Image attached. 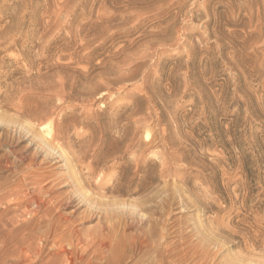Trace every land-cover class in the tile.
Returning a JSON list of instances; mask_svg holds the SVG:
<instances>
[{
	"label": "rangeland",
	"instance_id": "1",
	"mask_svg": "<svg viewBox=\"0 0 264 264\" xmlns=\"http://www.w3.org/2000/svg\"><path fill=\"white\" fill-rule=\"evenodd\" d=\"M17 182L74 197L53 241L70 226L79 255L118 225L123 264H264V0H0V192ZM18 205L1 224L32 219Z\"/></svg>",
	"mask_w": 264,
	"mask_h": 264
},
{
	"label": "bare ground",
	"instance_id": "2",
	"mask_svg": "<svg viewBox=\"0 0 264 264\" xmlns=\"http://www.w3.org/2000/svg\"><path fill=\"white\" fill-rule=\"evenodd\" d=\"M42 119H43L42 127L45 128L47 134H50L51 124H52L51 120H49V118L46 116ZM40 144L41 145L39 149H43V151H45L46 154L50 153L51 155L52 151L54 152L56 151L44 140H42ZM33 184L39 185L40 183L38 180H34ZM102 189L104 190V188ZM42 190L43 188L39 186L38 193L27 201L25 200L26 194L22 193L21 185L19 184V182L12 184V186L8 188L7 192L5 193L0 192V209L2 206L5 205H7L9 208L11 204L14 206H17L18 204H22V205L25 204V206L28 205L35 206V209L32 212L33 217H30L32 219L22 222L18 228L13 226L14 220L12 217L5 224L0 223V256L1 257H4L6 259L9 258L8 262H10V264H19V263L123 264L124 263L122 259L123 256L116 254L117 252L116 250L118 246H121L120 243L123 242V240L125 239L122 236L123 234L122 235L120 233L118 234L117 232L118 225L117 226L109 225L110 227L109 226L104 227L105 233L92 236L89 241H86L87 244L85 245L88 248L89 247L90 248L84 255L81 254L79 255L77 253L78 247L81 243H83V241H81V239L78 236H76L77 235L76 231L70 229V226L66 228L68 229L65 230L66 233L64 232V234L60 236V239H58L57 242H59V244L53 241V238L56 235V233H61L63 231V230L60 231L62 229L60 226L62 221V216L58 212V209L62 206H64L63 208L70 206L71 203L74 202V197H70V198L68 197L67 200L65 199L66 200L65 202L57 200L56 197L53 200H50V198L48 200L50 194L48 192L43 193ZM75 197H77L78 200H80L79 202H82L81 198H84L82 195ZM8 198H12L13 202L12 200H7ZM46 205H48V207H46ZM1 216L2 214L0 213V221H1ZM34 218L36 219V221L33 222ZM141 218L142 217H140V219ZM44 224L45 227H47L45 228V230L41 229ZM18 230H20L21 233H25V232L26 233L19 237L20 233H17ZM145 238L148 239L149 236L146 235ZM147 239L142 240V236L140 235V233L134 234L129 238L130 246L131 248L134 249L142 248V246L145 244V241ZM48 242H52V245L50 246L51 248L47 249L50 251H46L44 247V244L48 245ZM167 255L168 257L171 256V253L168 250H167Z\"/></svg>",
	"mask_w": 264,
	"mask_h": 264
}]
</instances>
